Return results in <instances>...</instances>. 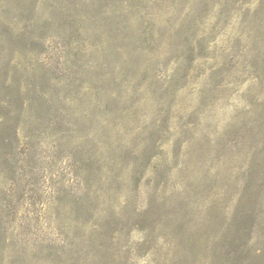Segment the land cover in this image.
<instances>
[{
  "label": "rangeland",
  "instance_id": "1",
  "mask_svg": "<svg viewBox=\"0 0 264 264\" xmlns=\"http://www.w3.org/2000/svg\"><path fill=\"white\" fill-rule=\"evenodd\" d=\"M0 264H264V0H0Z\"/></svg>",
  "mask_w": 264,
  "mask_h": 264
}]
</instances>
